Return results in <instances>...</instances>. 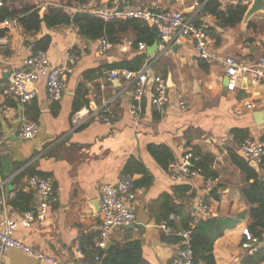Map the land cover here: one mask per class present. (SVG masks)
<instances>
[{
  "label": "crops",
  "instance_id": "1",
  "mask_svg": "<svg viewBox=\"0 0 264 264\" xmlns=\"http://www.w3.org/2000/svg\"><path fill=\"white\" fill-rule=\"evenodd\" d=\"M83 1L0 0V6L36 9L41 17L49 8L62 9L71 17L115 8L181 10L187 15L199 11V24L210 38L213 54L245 64L264 56V13L252 18L247 28L242 23L222 28L214 15L203 12L207 0ZM245 2L250 4V0ZM6 32L0 39V90L32 54L33 43L42 42L56 68L69 65L70 54L77 57L70 65L67 88L59 102L49 98L46 79L34 85L36 97L26 106L17 98L0 95V130L7 139L0 146V183L9 197L7 209H0V221L4 217L18 220L29 213H21L11 205L20 192L33 196V210L38 206L39 199L28 185L30 178L52 177L56 185V201L50 214L38 217L31 228L19 227L15 232L17 240L70 264L88 262L87 253L95 249L106 252L111 247L140 242L142 258L148 264H172L181 250L179 233L183 231V217L169 212L175 205L183 206L184 215L195 223L209 217L234 222L235 226L216 241L213 256L216 264H244L247 254L242 244L248 235L250 206L242 189L248 182L230 156L241 155L239 151L247 140L264 147V84L246 77L235 91H229L223 67L200 60L194 42L182 39L151 66L152 74L166 80L169 87L166 114L153 109L152 91L148 90L142 101V120L136 127L130 115L132 88L121 73L113 78L111 68L141 54H146L148 62L159 51L149 55V49L159 41L152 47L144 45L141 49L139 45L136 49L133 45L138 40L137 33L129 30L122 35L121 44L101 55L99 41L82 38L75 25L50 29L43 25L40 32L27 33L18 24L15 31ZM180 102L186 104L185 109H180ZM247 103L254 108L248 109ZM105 107L110 111L109 124L99 117L87 121L78 117ZM22 117L39 124L35 139L18 138ZM236 131H245L247 140L237 138ZM161 146L170 149L175 163L186 162L194 149L212 155L218 179L208 182L198 174L189 181L176 182L170 173L173 164L166 168L150 153V147ZM131 163L132 170L127 171ZM137 164L146 172H139ZM256 171L264 177L260 165ZM124 175L134 181L136 224L142 229L115 231L103 249L98 246L101 187L117 183ZM185 185L192 187L193 198L189 199L181 189ZM201 201L208 206L207 214L198 212L196 206ZM0 264L46 263L13 250L4 257L0 254Z\"/></svg>",
  "mask_w": 264,
  "mask_h": 264
},
{
  "label": "built area",
  "instance_id": "2",
  "mask_svg": "<svg viewBox=\"0 0 264 264\" xmlns=\"http://www.w3.org/2000/svg\"><path fill=\"white\" fill-rule=\"evenodd\" d=\"M106 2L114 0H105ZM208 1V0H207ZM249 0H221L222 9H229L233 5H248ZM91 14L102 19L105 22L114 20H140L153 26L159 36L160 44L158 53L149 60L141 71L137 73L129 71L113 70L110 72L113 78L121 73L128 81L133 91L134 103L131 107L130 115L134 125L137 127L142 120V101L148 90L152 91L151 104L153 109L160 115H165L169 104V87L162 77L154 76L151 71L152 64L158 62L167 54L172 46L182 39H189L194 42L195 52L198 58L208 63H218L223 69L228 79L227 89L235 91L239 84L246 77H250L254 83L264 84V56L251 64L241 63L233 57L220 58L213 54L210 49V38L203 26L199 24V11L187 15L184 11H159L152 9L130 8V9H96ZM18 19H8L0 22V30L13 32L18 28ZM99 51L101 55L107 54L114 47L108 40L99 41ZM144 49V45L140 44ZM32 54L23 62L20 69L15 70L8 81L1 87L0 95L2 97L17 98L23 106L30 104L36 97L34 85L41 79H46L49 98L54 102L61 101L66 88L67 76L71 73V67L77 60L74 54L68 58L69 65L63 67H53L50 63L48 54L45 51H36L35 44H31ZM152 81V85H149ZM248 109L254 108V105L247 103ZM180 109H185L184 102L179 103ZM110 111L107 107L99 112L89 114L80 113V120L87 121L96 117L104 122L110 123ZM40 132V126L37 122L29 121L22 117L21 127L18 138L22 141L33 140ZM6 137L0 130V146L6 142ZM239 153L250 162L260 164L264 156V147L256 142L247 140L241 147ZM178 162L172 165L170 173L176 182H185L193 179L198 173L193 170L189 160ZM211 182V180H208ZM28 185L38 199V206L20 219L4 217L0 221V254L2 257L13 250L20 251L28 256L35 258L40 263L46 264H70L65 263L58 257L34 249L15 238V232L19 227L28 229L38 217H46L50 214L53 203L56 201V185L52 177L35 176L29 179ZM101 205L100 219L101 226L99 230L98 246L105 248L111 235L119 230L126 229L136 224L135 205L137 202V191L133 179L128 176H122L117 183H105L101 187ZM9 197L4 190V184L0 183V209L6 210ZM198 212L207 214L208 206L201 201L197 206ZM174 220V216L171 217ZM164 229L166 226L163 227ZM192 230H183L179 233L181 239V250L172 264H196L195 255L191 245ZM264 247V239L258 240L252 236L247 242L242 244V249L247 255H253ZM101 257L97 256L92 263L79 261L74 264H100ZM73 264V263H72Z\"/></svg>",
  "mask_w": 264,
  "mask_h": 264
},
{
  "label": "trees",
  "instance_id": "3",
  "mask_svg": "<svg viewBox=\"0 0 264 264\" xmlns=\"http://www.w3.org/2000/svg\"><path fill=\"white\" fill-rule=\"evenodd\" d=\"M87 2L84 0L83 3ZM246 5H238L230 7L223 11L221 0L204 1L203 12L205 14L214 15L222 28H235L240 25L247 11ZM8 19H18L22 29L27 33L40 32L43 25L47 28H55L61 26L75 25L79 31V35L91 42H97L102 39L108 40L113 46L122 42V35L129 30L137 33V41L134 48H138L140 44L152 47L155 42H160V36L157 30L140 20L120 21L114 20L105 22L102 19L89 14L78 13L71 17L62 9L49 8L44 17L40 16L39 10L28 8L18 9L13 6H0V22ZM200 23V22H199ZM6 31L0 30V39L6 36ZM46 39V38H45ZM36 51H45L46 47L42 42L34 43ZM146 54H141L130 61L121 62L114 65L111 71H129L137 73L141 71L147 62ZM235 136L245 142L247 133L245 131H236ZM150 153L156 157L159 162H164L166 168L175 163L174 156L169 148L165 146L150 147ZM233 164H235L241 172L246 176L248 185L242 189V196L250 206V224L248 227V235L243 242H247L252 236L258 240L264 239V177L250 165V162L244 156L232 153L230 156ZM193 170L206 180L216 181L218 173L213 169L215 159L210 154H205L199 149L193 150V157L189 160ZM260 169L264 172V156L260 162ZM136 166V165H134ZM139 172L145 173L142 165L137 164ZM132 170V163L127 166V171ZM251 181H253L251 183ZM189 199L193 198L195 193L189 185L181 188ZM213 197L219 199L216 194ZM11 205L15 210L21 213L31 212L33 210V196L24 193H18L12 200ZM170 209V213H175L183 217V230H192L191 245L195 255L196 264H216L213 256V248L216 241L221 238L227 229L235 226L234 222L224 221L217 218L209 217L198 223L194 222L189 215H184L183 206H175ZM181 241V239H180ZM88 255V263H92L97 256L101 257L100 264H148L142 258V246L140 242H131L123 247H111L108 251L95 249ZM244 264H262L264 263V247L253 255H246L243 260Z\"/></svg>",
  "mask_w": 264,
  "mask_h": 264
},
{
  "label": "water",
  "instance_id": "4",
  "mask_svg": "<svg viewBox=\"0 0 264 264\" xmlns=\"http://www.w3.org/2000/svg\"><path fill=\"white\" fill-rule=\"evenodd\" d=\"M263 13H264V0H250V4L247 7L246 14L242 21L243 27L247 28L252 18H254L258 14H263ZM158 47L159 45L155 44L154 47L150 48L149 55H153L155 52H157ZM227 84H228V79L226 80V85ZM251 167H253L255 170H258L259 165L252 162ZM135 228L142 229V227L137 224L129 227V229H135Z\"/></svg>",
  "mask_w": 264,
  "mask_h": 264
}]
</instances>
